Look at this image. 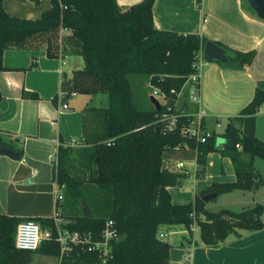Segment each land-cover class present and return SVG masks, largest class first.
<instances>
[{
    "label": "trees",
    "instance_id": "trees-1",
    "mask_svg": "<svg viewBox=\"0 0 264 264\" xmlns=\"http://www.w3.org/2000/svg\"><path fill=\"white\" fill-rule=\"evenodd\" d=\"M3 1L0 0V71L8 70L3 65L6 50L38 51L45 47L49 58L77 55L85 61L83 69L64 81L65 94L107 95L106 106L83 112L84 147L58 148L53 182L66 187L79 206L82 201L87 202L79 191L84 183L111 190L113 203L109 218L60 216L65 221L62 228L89 236L88 243L70 244L65 252L56 239L53 218L0 215V264H32L37 255L68 257L71 264H169L172 246L158 238V229L161 225H183L192 234V213L200 240L209 248L223 245L231 235L239 236L238 231L264 229L263 205L211 212L202 200L211 193L218 197L234 191H253L263 185L253 160L264 159V142L256 135L264 91L256 89L241 115L227 124L220 135L226 140L221 150L216 146L214 133L203 144L183 135V128L190 122L186 116L179 117L171 130L168 121H162L168 108L172 114L182 113L177 108L178 95L197 74L195 64L209 41L206 37L157 30L153 23L155 0H143L124 9L117 0H50L51 7L38 19L11 16ZM30 1L35 6L41 2ZM217 45L226 50L228 63L236 68L250 65L256 56L254 51L233 52L221 43ZM147 83L165 96L159 110L145 92ZM23 95L38 98L34 93ZM4 148L24 157V151L0 133V155H4ZM196 149L198 179L204 177L208 155L219 151L233 161L236 180L214 183L193 202L174 204L168 188L183 187L187 178L183 173L170 171L165 162L170 156L190 159ZM75 160L81 164L79 170L74 166ZM25 220H34L42 231L52 233V238L43 240L36 251L16 248L17 228ZM108 222L112 223L109 230L113 237L108 253L103 254L91 247L103 240Z\"/></svg>",
    "mask_w": 264,
    "mask_h": 264
},
{
    "label": "crops",
    "instance_id": "crops-1",
    "mask_svg": "<svg viewBox=\"0 0 264 264\" xmlns=\"http://www.w3.org/2000/svg\"><path fill=\"white\" fill-rule=\"evenodd\" d=\"M142 1L117 0V4L124 9ZM22 2L29 7L27 16H24L26 19H38L51 7L50 0H41L38 6L26 0L3 1L5 10L11 16L16 15L18 3ZM153 23L160 31L199 34L216 44L221 43L229 51L256 53L253 62L243 68L229 64L227 52L228 62L224 64L215 61L207 63L202 58L197 82L198 102L194 104L189 98L194 86L191 80L179 95L178 100H182L184 105L177 108L182 112L201 109L203 124L209 133L215 134L209 128L214 129L218 125L226 128L228 123L239 117L252 101L256 89L264 91V20L258 17L246 0H155ZM3 65L8 70L0 71V133L22 149L24 157L51 164L54 179L53 162L58 148L84 147L83 112L103 105L104 95L76 93L73 96L62 91L64 81L84 68L85 61L81 56L61 54L57 58H49L45 47L38 51L9 49L3 55ZM24 92L34 93L38 98H25ZM64 96L68 97L65 102L67 109H62ZM256 135L264 142V104L257 114ZM225 143L224 139V144L217 148L221 150ZM23 158L14 161L0 155V215L24 219L54 218L56 214L64 218L82 216V207L69 196L66 187H59L53 181L50 184L28 183L36 172ZM177 161L188 159L170 156L165 165L170 171L177 172ZM253 167L264 180V159L254 158ZM192 180L195 182L191 191L168 188L174 204L193 202L201 191L214 183L234 182L236 172L233 161L223 157L219 151L210 153L204 177L201 181L197 178L187 179L186 182ZM79 191L84 197L87 195L92 199V203L88 204L94 217H110L113 203L111 190L84 183ZM236 192L247 196L250 203L244 205L264 206V183L256 190L234 191L232 194ZM209 202H204L208 211ZM192 230L191 234L183 225L159 227L157 235L160 240L168 242L172 248L185 251L181 261L170 260L169 264H264V229L238 231L239 236H229L217 248L204 246L200 231L197 227ZM195 232H198L199 238ZM35 258L32 264H46L50 257L42 256L44 259H40L41 262Z\"/></svg>",
    "mask_w": 264,
    "mask_h": 264
},
{
    "label": "built area",
    "instance_id": "built-area-1",
    "mask_svg": "<svg viewBox=\"0 0 264 264\" xmlns=\"http://www.w3.org/2000/svg\"><path fill=\"white\" fill-rule=\"evenodd\" d=\"M203 58L202 52L199 56L198 61L195 64V68L197 69V74L193 75L190 80L192 82L193 90L189 92L190 101L194 104L198 102V86L197 82L199 79L200 72V63ZM186 88V87H185ZM184 88V89H185ZM182 93V92H181ZM180 93V94H181ZM179 94V95H180ZM71 95L75 96L76 93H72ZM178 95V97H179ZM159 96L163 101H165V96L158 90L153 89L151 97ZM156 99V98H155ZM160 103V102H159ZM68 106L66 104L62 105V109H67ZM172 109L168 108V113L162 118V121H168V128L171 130L176 123L177 119L181 116H186L190 119L189 125L182 130V134L188 137H193L197 140L198 144L205 143L210 137L211 133L206 131L203 119L204 113L201 109L193 110L192 112H182L181 114H172ZM142 128H140L141 130ZM223 149V148H222ZM193 157L188 159V161H177L175 165V170L177 172L183 173L187 179H197L196 172L198 169L197 163V149L193 153ZM191 218L194 220L191 228L195 229V213L191 214ZM56 225V239L60 243L62 247V251L65 252L69 249L70 244L78 245L85 244L89 242V236L81 235L77 231H70L69 229L62 228V223L65 221L62 220L59 214H56L53 218ZM111 222H108L106 225V230L103 234V240L100 242H96L95 245L91 247V249L98 250L103 254H107L109 251V240L113 237V233L109 230V226ZM163 237V236H161ZM52 238L51 231H42L39 224L34 220H25L20 223L17 228L15 245L16 248L23 251H36L41 242L43 240H49ZM62 257V256H61ZM60 257V258H61Z\"/></svg>",
    "mask_w": 264,
    "mask_h": 264
},
{
    "label": "water",
    "instance_id": "water-1",
    "mask_svg": "<svg viewBox=\"0 0 264 264\" xmlns=\"http://www.w3.org/2000/svg\"><path fill=\"white\" fill-rule=\"evenodd\" d=\"M247 4L256 12L258 17L262 20H264V0H246ZM203 59L205 62H219V63H227L228 57L226 54L225 49L218 46L215 42L208 41L204 45L203 48ZM68 97L64 96L62 100V104H65ZM150 102L152 105L159 110L160 109V103L157 99L154 97L150 98ZM237 129H240V125H236ZM2 152L5 156L9 157L10 159L14 161H19L21 159V154L18 151H15L13 149L4 148L2 149ZM23 160L25 163L31 167L35 172L36 175L28 180V183L33 184H50L53 181L52 177V165L49 163H44L35 159H32L30 157H24ZM217 197V194L211 193L202 198L203 202H209L212 199H215ZM82 207V216L85 218H91L93 217L92 210L89 206V204L85 201L81 202ZM183 245H181L182 247ZM185 254V251L182 248H172L170 250V260L173 262H179L182 260L183 256Z\"/></svg>",
    "mask_w": 264,
    "mask_h": 264
},
{
    "label": "rangeland",
    "instance_id": "rangeland-1",
    "mask_svg": "<svg viewBox=\"0 0 264 264\" xmlns=\"http://www.w3.org/2000/svg\"><path fill=\"white\" fill-rule=\"evenodd\" d=\"M26 1H27V3L28 2L31 3L30 0H26ZM18 4H19L18 5L19 6V11L15 12L16 15H12V16L19 17V18H26L24 16H27V14H28L27 12L29 10V7L26 6V3H24V2L18 3ZM189 85H190V82H188L185 87H187ZM144 88H145V92L147 93V96L148 97L151 96V94L153 92V88L150 86V84L147 83ZM103 95H104L103 96L104 98H102V99H104V104L100 105V107H104V106L107 105L108 97L105 94H103ZM155 98L160 103L164 102L161 99V97H159V96H156ZM184 102L186 103V100ZM181 104L184 105L182 100L181 101L177 100V106L179 108H180ZM209 129L215 131V134H216V146L219 148L221 143L224 144V138L220 136L225 131L224 125H218V127H215L214 129H212V128H209ZM74 166H75V168H78V170H79L80 167H81V164L79 163L78 160H75ZM78 170L75 169L74 171L78 173ZM199 181H201V179H199ZM194 182L195 181H193V180L192 181H187V182H185L183 187H175V188L184 189V192H188V191H191L190 188L192 189V183H194ZM244 195L245 194H243L241 192H236V194L235 193L234 194H232V193L221 194L217 198H215V199H213V200H211L209 202L208 209L211 212H218V211H220L222 209H229V210H233V211H241L243 209L253 208L254 206L251 205V204L244 205L246 202L250 203L248 198H246L247 196L245 197ZM86 196L87 195H85V197ZM85 199L87 200L88 203H92V199L90 197H86ZM196 236L199 238L198 232L196 233ZM41 257L42 256L37 255L35 260L38 261V262H41L40 259H42V260L44 259V258H41ZM71 263H72V261L68 257L49 258V259L46 260V264H71ZM41 264H43V263H41Z\"/></svg>",
    "mask_w": 264,
    "mask_h": 264
}]
</instances>
